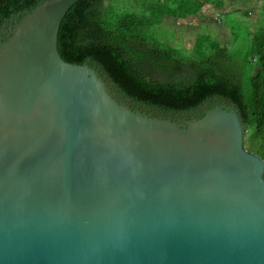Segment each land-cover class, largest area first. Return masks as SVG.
Instances as JSON below:
<instances>
[{"label": "water", "instance_id": "95a60500", "mask_svg": "<svg viewBox=\"0 0 264 264\" xmlns=\"http://www.w3.org/2000/svg\"><path fill=\"white\" fill-rule=\"evenodd\" d=\"M81 0H47L0 45V264H264V159L238 112L183 126L65 62Z\"/></svg>", "mask_w": 264, "mask_h": 264}, {"label": "trees", "instance_id": "16d2710c", "mask_svg": "<svg viewBox=\"0 0 264 264\" xmlns=\"http://www.w3.org/2000/svg\"><path fill=\"white\" fill-rule=\"evenodd\" d=\"M45 1L0 0V45ZM108 1L81 0L68 11L58 34L62 59L88 65L119 103L154 118L185 126L218 106L234 109L246 129L245 146L264 159V5L242 0L247 21L262 23L255 33L248 30L240 40V25L231 11L229 45L200 34L187 54L156 39L152 28L165 17L190 22L203 2L141 0V13H119L113 4L107 7Z\"/></svg>", "mask_w": 264, "mask_h": 264}, {"label": "rangeland", "instance_id": "374dc122", "mask_svg": "<svg viewBox=\"0 0 264 264\" xmlns=\"http://www.w3.org/2000/svg\"><path fill=\"white\" fill-rule=\"evenodd\" d=\"M204 3L203 8L190 22L186 20H178L173 17H165L161 25L152 28V34L161 42L168 41L171 45L181 49L183 52L190 54L193 50L196 40L200 34L213 35L222 45H229L231 40L230 25H232L231 11H235L237 27L236 31L241 38L245 37L247 31L255 33L264 23L262 21H247L244 11L246 5L242 4V0H200ZM222 2V6L219 5ZM258 7L264 5V0H253ZM141 0H109L107 7L111 4L115 6L117 12H134L141 13ZM240 11V12H239ZM247 45V43H246ZM230 50L236 52L237 46H231ZM248 149V145L245 146Z\"/></svg>", "mask_w": 264, "mask_h": 264}]
</instances>
